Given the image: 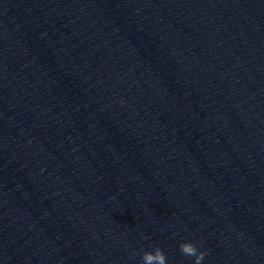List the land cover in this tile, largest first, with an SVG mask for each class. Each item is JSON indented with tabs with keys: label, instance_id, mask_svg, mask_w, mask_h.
Wrapping results in <instances>:
<instances>
[{
	"label": "water",
	"instance_id": "obj_1",
	"mask_svg": "<svg viewBox=\"0 0 264 264\" xmlns=\"http://www.w3.org/2000/svg\"><path fill=\"white\" fill-rule=\"evenodd\" d=\"M197 259L264 264V0H0V264Z\"/></svg>",
	"mask_w": 264,
	"mask_h": 264
},
{
	"label": "clouds",
	"instance_id": "obj_2",
	"mask_svg": "<svg viewBox=\"0 0 264 264\" xmlns=\"http://www.w3.org/2000/svg\"><path fill=\"white\" fill-rule=\"evenodd\" d=\"M187 254H189V255H194V252H191V251H188V250H184ZM145 264H152V262L151 261H145ZM196 264H199V259H197V261H196Z\"/></svg>",
	"mask_w": 264,
	"mask_h": 264
}]
</instances>
